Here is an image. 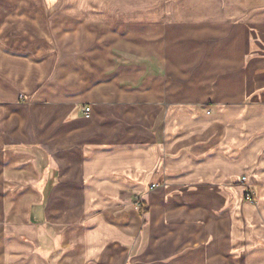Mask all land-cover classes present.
Returning <instances> with one entry per match:
<instances>
[{
  "label": "crops",
  "instance_id": "obj_1",
  "mask_svg": "<svg viewBox=\"0 0 264 264\" xmlns=\"http://www.w3.org/2000/svg\"><path fill=\"white\" fill-rule=\"evenodd\" d=\"M136 4L73 7L62 61L67 33L43 9L30 31L28 9L0 8V192L48 176L54 193L84 192L57 198L75 209L54 215L50 249L12 253L0 231V264H264V0ZM119 191L144 193L143 222ZM83 206L96 208L81 226Z\"/></svg>",
  "mask_w": 264,
  "mask_h": 264
},
{
  "label": "rangeland",
  "instance_id": "obj_2",
  "mask_svg": "<svg viewBox=\"0 0 264 264\" xmlns=\"http://www.w3.org/2000/svg\"><path fill=\"white\" fill-rule=\"evenodd\" d=\"M130 2H136L137 6L140 7H153V6H159L160 3H162V0H0V8H13L14 13L15 12H23L25 13V10L28 9L26 12L28 13V27H31L29 30H33L34 26H36V21H32L34 17V13L36 10L43 9L44 12V20L45 25L52 26L53 22L57 24L58 28L64 30V32H68L72 26L70 25L71 22L68 21V19H65L66 17H70L68 15L69 12L73 9V7L76 6H89L92 8H100V6L105 7H111L116 6L117 3L120 5H123L124 3H130ZM79 3V4H78ZM46 8H50V10H55V15H48L46 14ZM37 13L39 14L40 11ZM60 16V19H54L57 16ZM25 16V15H24ZM38 17V16H37ZM40 17V15H39ZM75 17V16H74ZM72 17V18H74ZM14 19H18L17 17H14ZM25 20V19H23ZM94 31H96L97 36H95L94 41H90L89 43V50H92L95 46V44H100L101 38H100V30H102L101 27H99L100 21H95ZM22 35H19V33H16V36L13 37L12 42L16 45H23L21 43H25L24 38L21 37ZM61 36H63L62 39L59 38V41H57L58 47L57 51L62 52L61 55H58V58L61 59H69V54L67 51L68 45H69V38L68 33L63 34V31H61ZM66 36V37H64ZM21 38H23L21 40ZM31 38V37H30ZM19 42V43H18ZM30 42V41H28ZM46 47H48L46 45ZM20 48L24 49L20 46H15L14 49L19 50ZM45 49V47H44ZM46 50V49H45ZM47 51V50H46ZM45 51V52H46ZM90 52V51H89ZM89 56V55H88ZM122 59L120 62H123V64H130V63H140L142 66H145L149 64H152L148 61V59H141L136 60L132 57H126L121 56ZM47 58V57H45ZM43 59V58H42ZM150 66V65H149ZM150 68H148L149 70ZM87 109V108H86ZM85 109V110H86ZM86 113V112H85ZM240 182L244 186V201L247 203L255 206L257 199H258V191L255 188H251L249 185L246 184L244 177H241ZM52 180H50V177L48 176V180H46V184L41 188L34 189V190H7L0 192V195H3L4 193L7 194L8 197L0 198V204L1 206V212H2V219L0 221V231L8 230L10 233L15 234V238H7L5 240V245L7 248L11 250L12 253H15L17 250L16 248L20 247V243H28L30 247L33 249H37V247H43L46 250L50 249V247L53 246V239L51 238V234H53L54 230V215L55 219L57 221H63V219L60 217L58 219V212L63 211L65 212V221L67 223L69 217L68 213L73 211V208L66 207L63 209V207L56 206L54 204L57 203L58 199L60 198L61 194H71V197L68 198V195H66V202H70L71 206H74L76 203V200L79 194H82L84 192L82 191H72V192H66V191H58L54 193L52 191ZM161 187V184L156 182L151 184L148 187V192H152L154 190H158ZM36 188V186H34ZM120 196L119 199L120 202L130 203L131 206L133 205L137 210H140V217L142 222L146 218V205L144 204L143 198L144 193H132L130 191H119L117 192ZM57 195V196H54ZM100 194V192H98ZM83 196V195H82ZM87 198L91 199V201L95 200V198H99L100 196H97L95 193H90L86 195ZM83 199V197H81ZM62 201V200H59ZM63 202V201H62ZM106 202V201H105ZM111 202V201H110ZM142 202V203H141ZM107 203V202H106ZM116 204V203H115ZM96 207H77V215L75 216V220L77 225L84 226L86 223V219H90L92 210H94ZM72 214V213H71ZM64 226H68V224H62ZM31 231H38L39 235H43L44 237L37 238L36 234L31 237L30 233ZM4 245L0 244V247ZM20 255H12L10 257L9 263L16 264L19 261ZM18 259V261L16 260Z\"/></svg>",
  "mask_w": 264,
  "mask_h": 264
},
{
  "label": "built area",
  "instance_id": "obj_3",
  "mask_svg": "<svg viewBox=\"0 0 264 264\" xmlns=\"http://www.w3.org/2000/svg\"><path fill=\"white\" fill-rule=\"evenodd\" d=\"M85 112H88V109H86Z\"/></svg>",
  "mask_w": 264,
  "mask_h": 264
}]
</instances>
